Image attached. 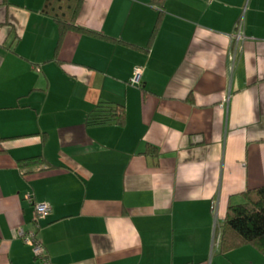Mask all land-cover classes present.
Here are the masks:
<instances>
[{"label": "crops", "instance_id": "crops-1", "mask_svg": "<svg viewBox=\"0 0 264 264\" xmlns=\"http://www.w3.org/2000/svg\"><path fill=\"white\" fill-rule=\"evenodd\" d=\"M160 1L83 0L61 36L45 0H0V264H40L28 194L56 264H264L217 238L264 185V0Z\"/></svg>", "mask_w": 264, "mask_h": 264}, {"label": "trees", "instance_id": "trees-1", "mask_svg": "<svg viewBox=\"0 0 264 264\" xmlns=\"http://www.w3.org/2000/svg\"><path fill=\"white\" fill-rule=\"evenodd\" d=\"M82 3L83 0H45L42 12L57 22L60 35L63 36L72 29L85 30L76 24ZM158 23L154 28V33L158 28ZM125 118L126 109L123 105L101 102L90 113L88 121L97 124L114 121L122 125ZM149 150L154 151L152 148ZM45 163L46 161L41 156H34L21 159L19 167L24 170ZM241 196L242 202L228 204L224 220L217 227V232H220V251L225 254L230 250L252 246L264 256V185L250 188Z\"/></svg>", "mask_w": 264, "mask_h": 264}, {"label": "built area", "instance_id": "built-area-1", "mask_svg": "<svg viewBox=\"0 0 264 264\" xmlns=\"http://www.w3.org/2000/svg\"><path fill=\"white\" fill-rule=\"evenodd\" d=\"M238 31L235 32L234 38L238 41L243 37L242 34V23H238L237 25ZM141 70L136 69L135 73L131 79V82L133 85H140L141 84ZM202 140L201 135H195L193 137V141L199 142ZM28 200L34 203L35 206V228L34 229H26L24 227H20L18 229V236L22 239V241L29 245L32 249L34 257L38 260L40 264H56L51 256L49 255V252L47 250V247L41 240L38 234V230L40 228L39 221L41 218H44L51 214V206L47 202H38L33 201V195L28 194L27 195ZM218 227V226H217ZM217 238L220 241V232H217Z\"/></svg>", "mask_w": 264, "mask_h": 264}]
</instances>
